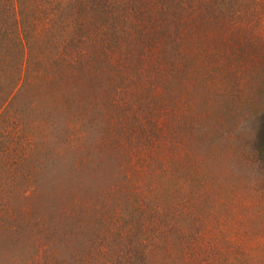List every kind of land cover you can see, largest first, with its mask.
Segmentation results:
<instances>
[{"label":"rangeland","instance_id":"rangeland-1","mask_svg":"<svg viewBox=\"0 0 264 264\" xmlns=\"http://www.w3.org/2000/svg\"><path fill=\"white\" fill-rule=\"evenodd\" d=\"M181 1L136 0L143 17L114 26L86 5L92 66L69 0L23 1L34 27L20 34L27 48L34 35L42 67L0 112L19 124L0 131L25 130L44 158L25 157L37 167L26 193L0 176V210L24 212L0 263L82 264L70 253L85 245L119 249L122 263L138 246L148 264H264V0ZM164 12L172 37L148 41ZM70 226L90 229L86 241L66 244Z\"/></svg>","mask_w":264,"mask_h":264},{"label":"trees","instance_id":"trees-1","mask_svg":"<svg viewBox=\"0 0 264 264\" xmlns=\"http://www.w3.org/2000/svg\"><path fill=\"white\" fill-rule=\"evenodd\" d=\"M23 1L25 0H0V112L4 113L5 115H7L8 113L3 112V109L6 107L7 104L8 105L10 104L11 100L13 101V98H15V93L18 90V88H22L21 86H24L25 84L26 85L28 83L30 84V82H32V79L33 81H36L35 79L39 77L38 75H40L39 73L41 72L40 70L42 67V59L40 56H38V54H40L41 51L36 46L37 45L36 42H34V35L31 37V39H28L29 37L27 34L26 36V40H27L26 42L28 44V48H27L26 43L24 42V39L21 37V34H20L21 33L20 27L22 26L26 28L32 27L31 28L32 30L34 27L33 23L29 22L28 13L24 9ZM69 3H70L71 8L74 9V13L71 14L72 21L75 22L74 25L76 27L74 31L77 35H79V43H78V46H76V50L79 53L82 51V54L79 56L80 57L82 56L84 61H87V63L90 66H92L91 64L92 61L89 58L90 54H88L89 56L85 54L86 52H85V47H84L86 46L85 42L90 38V31L85 30L87 18L83 14L85 12L87 13V10H84L86 8V5L90 6L91 11L98 13L100 15L99 19H102V20L105 19L106 20L105 24H108L107 22L109 21V19H112L113 20L112 26H114L116 22L117 23L125 22L126 24L128 16L131 15V13H134L133 16L137 17L138 19H141L144 15L142 13L143 11H141V7L143 6V3L139 4V2H136V0H69ZM181 3L182 1L178 0V4H181ZM79 10L80 12H78ZM75 12H77V14H75ZM32 14L34 15L33 17H36V14L34 12ZM62 14L63 12L61 13V16ZM169 15H170L169 12H164L161 14L160 24H161L162 29H157L155 27H149L148 32L151 38L149 39L147 38L148 41L153 40L155 36H156L155 40H157L158 42L162 41L161 40L162 37L163 38L167 36L172 37V32L170 29L172 22L168 19ZM52 17L53 18L50 19L51 20L50 22H52V27H54L55 29L54 14ZM83 17H85L86 19H82ZM172 28L178 29V27H175V28L172 27ZM176 29L175 31L177 32ZM142 32L144 34V31ZM121 33L122 32L120 33L111 32V35L113 38L120 40ZM125 36L127 37V34ZM139 38H141L142 40L145 39V37L142 36V33ZM81 44H83L82 50L79 46ZM109 45H112V44H109ZM154 45L156 46V42H154ZM96 51L98 52V50ZM87 52L89 51L87 50ZM25 56L30 57V59L27 61V65H25V68H24V64L22 63V61L24 60ZM106 56L108 57V55ZM91 57H92L91 59L93 60L94 59L97 60L96 58L101 59L99 58L100 56L97 53L92 54ZM79 60L80 58L77 59L75 62H78L77 64H80V62H82V59L80 61ZM8 117H9L8 119H5V117H3L0 114V124H4L0 126V128L4 127L6 129L8 122H12L13 125L15 124L17 125V123L19 124L20 120L11 119V118H14V114L13 115L9 114ZM25 132H26L25 130H22V134L16 135V134H13V132L1 133L0 131V176H1V179H4L3 177L6 178L7 175L15 176V179H17L18 181L26 183L25 184L26 189L24 190V192L28 191V189L31 190L30 189L31 187L29 188L31 184V179H30L31 174L29 170L37 169L36 166H33L31 164L26 165L27 161L25 160L27 158L25 157L28 155V153L29 154L31 153L33 157L37 155L39 159L44 158L41 155L42 151H40L42 150V147H41L42 144L32 142L33 148L32 149L27 148L29 140H28V136L26 135L27 132L26 133ZM29 144L30 146H32L31 143ZM9 168H15L14 174H10V171H8ZM54 190L53 191L51 190L52 192L50 193L52 195L53 202H55V191ZM41 199H45L46 201L48 200V198H46V196L44 195L41 196ZM36 206L38 205L35 204V208ZM23 214L24 212L22 210V207H18L16 210L15 208L13 210H10V208L6 205L5 208L4 207L1 208L0 210V259L1 258L4 259V257H7V255H9V252L7 253L5 251L6 247L8 246V235L6 234V226L9 225V223L11 222L12 223L16 222V225L20 224L19 217L23 216ZM55 216L58 219H61V217H64V214L60 212H58L57 214L56 212ZM84 223L85 225H87L86 222ZM56 226L57 225L55 224V227ZM66 226L69 227L68 222L61 226L62 230L58 228L56 232L60 233L61 235L64 234L66 231ZM15 227H17V230L19 229L18 226H15ZM70 230L68 231V234L66 235L68 236V241L66 242V244L69 243L70 240H71L70 242L72 241L79 242L81 244L83 241H86L85 239L87 238L85 236H87L86 234L90 232V229H89V231H86L84 234L76 237V236H72L71 234V232L73 231V227L70 226ZM101 231L102 229L101 230L96 229L95 231H91V234L95 233L94 236L96 238L97 237L99 238L101 233H105V231L107 230L104 229V231L102 232ZM108 232L110 233L111 231L108 229ZM166 239H167L166 244L169 246L170 240L167 237ZM172 240H175V243L178 241L179 245H182L181 243L182 241H180V239L176 240V238H173ZM109 242L112 243L113 240ZM115 243L118 244V242H115ZM184 244L186 243L184 242ZM141 245H142L141 248H143L144 250L146 246L143 243ZM61 246L65 247V244H62ZM10 248H11L12 254H15V248H13L12 245ZM104 248H105L104 246L100 247L101 250H103ZM135 248H136V252L134 251V248L132 247L133 249L132 251L134 254L126 258L123 263L122 261H119L120 260V250L117 249L115 253L111 251L112 247L109 248L110 250H107L111 252H106V251H99V249L96 247L94 249L91 248L90 250V246L85 247L84 245L81 249H79L81 250L80 252H76L75 249H73L70 254L73 255L75 258H78L80 256L79 255L80 253L82 255L84 254L85 255L84 257H88V260H90L91 264H94V263L109 264V262L114 264L118 261L120 264H148V259L150 260L151 258L149 257L147 252L145 253L146 250H144V252L141 251V256H140L141 258H136L137 255H140V252H139L138 246H135ZM128 253L129 252H127V254ZM84 257L80 259V262L82 264H86V261H87V260L85 261ZM100 259H105V261H101ZM0 264H4V263H0ZM37 264H40V263L38 262Z\"/></svg>","mask_w":264,"mask_h":264}]
</instances>
